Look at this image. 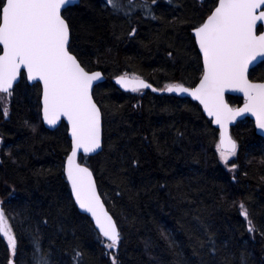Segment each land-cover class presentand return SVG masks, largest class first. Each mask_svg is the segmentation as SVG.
<instances>
[{"label":"trees","instance_id":"16d2710c","mask_svg":"<svg viewBox=\"0 0 264 264\" xmlns=\"http://www.w3.org/2000/svg\"><path fill=\"white\" fill-rule=\"evenodd\" d=\"M215 2L156 0L155 19L139 9L131 17L114 15L105 0H81L67 13L78 58L106 77L94 89L103 112V151L81 162L93 171L121 230L120 247L112 250L119 264H264V138L253 122L231 131L239 145L233 170L232 161L225 166L220 160L219 131L198 103L152 91L124 93L112 83L126 74L157 89L195 86L203 66L192 27ZM250 79L264 82V62ZM41 98V85L30 86L23 74L9 115L0 112V201L18 240L12 257L0 236V264H35L37 242L51 264H112L71 194L64 172L68 126H43ZM239 202L256 233L247 231ZM77 249L82 255L74 259Z\"/></svg>","mask_w":264,"mask_h":264},{"label":"snow or ice","instance_id":"6c2138e0","mask_svg":"<svg viewBox=\"0 0 264 264\" xmlns=\"http://www.w3.org/2000/svg\"><path fill=\"white\" fill-rule=\"evenodd\" d=\"M77 3L78 0H0V112L4 117L9 115L14 86L22 69L26 70L27 80L42 82L43 122L55 126L63 118L70 126L71 150L64 172L75 202L91 214L112 264H119L112 250L120 247L121 230L104 208L93 171L79 158L81 153L87 155L102 149L104 121L102 106L97 103L93 89L102 74L91 70L74 51L73 28L67 13ZM105 3L114 15L131 17L139 9L156 18L151 7L156 0H105ZM192 32L202 54L203 71L198 85L172 83L159 90L187 93L204 106L219 126L216 147L220 160L225 166L232 161L234 170L237 165L233 158L239 145L231 136L229 125L237 117L250 113L256 126L264 130V82L248 78L252 62L264 58V0H216L206 18L192 27ZM135 34L133 28L129 36ZM116 82L133 92L158 90L138 76L129 80L125 74ZM228 91L243 93V107L228 103L225 99ZM233 206H237L236 202ZM238 209L247 222V231L256 233L244 202L238 203ZM0 236L6 239L11 256L15 257L18 240L3 201H0ZM208 239L214 250L211 234ZM200 246L204 244L201 242ZM81 255L78 249L74 250V259ZM33 256L35 264H51L38 242Z\"/></svg>","mask_w":264,"mask_h":264},{"label":"water","instance_id":"95a60500","mask_svg":"<svg viewBox=\"0 0 264 264\" xmlns=\"http://www.w3.org/2000/svg\"><path fill=\"white\" fill-rule=\"evenodd\" d=\"M80 2H81V0H78V3L75 4V5H73L72 7L77 6V5H80ZM197 46H198V45H197ZM200 55H201V58H202V54H201V53H200ZM263 62H264V58H261V57H258L256 60H254V61L252 62V64L249 66V70H248V78H249V79H250V76H249V75H250L251 71H252L253 69H255L258 65H260L261 63H263ZM99 72H101V71H99ZM22 74H25V76H26V70H23V69H22V71H21V75H22ZM101 74H102V79L99 80V81H97V82H95V84L93 85V89H95V87L98 86L99 84H102V83H104V82L106 81V77L103 75L102 72H101ZM117 78H118V77H117ZM117 78L113 79L112 82H113V84H114L119 90H121V91L124 92V93H134L133 91L130 90V88H129V89H126V88H124L123 86H121L120 84H118V83L116 82V81H117ZM127 78H128L129 80L132 79V77H127ZM26 79H27V76H26ZM250 80H251V79H250ZM27 81H28V83H29L30 86H33V85H35V84H39V85H41V87L43 88L42 82L29 81V80H27ZM251 81H252V80H251ZM20 82H21V77L19 78L17 84L14 86V89L16 88L17 85H19ZM146 82H147V81H146ZM253 82H256V81H253ZM198 83H199V82H198ZM198 83H197L196 85H198ZM196 85H195V86H196ZM186 87H187V86H186ZM153 88H155V87H153ZM141 91H152V89H142ZM152 92H154L155 94H159V95H163V94H171V95H175V96H179V97H184V98H188V99H190V100L193 101V102L198 103V104L201 106V108H202V110H203L205 116H206L209 120L212 121L213 126L219 131V126L216 125V124L214 123V121L212 120V118L208 116L207 112L204 110V106H203L198 100H196L194 97H192L191 95H189V94H187V93H170V92H167V91H160V90L152 91ZM228 97H232V98H233V97H234V98H241V99L244 101V95H243V93L238 92V91H228V92H226V93H225V99L227 100ZM227 101H228V100H227ZM42 102H43V97L41 98V105H42ZM228 103H229V102H228ZM229 104H230V103H229ZM243 105H244V103H243L241 106H239V107H243ZM41 114H42V111H41ZM246 120H250V121H252V122L254 123V127H255L256 134L259 135L260 137L264 138V130L259 129V128L256 126V123H255V117L252 116L250 113H249V114H245L244 116H241V117H237V119H236L231 125H229V131H230V134H231V130H232L234 127H236L240 122H243V121H246ZM42 123H43V126H44L47 130H49V131H55V130L58 129L63 123L66 124V125L68 126V129H69V131H68V136H69V139H70V141H71L70 126L68 125V122H67L66 119H63V118H62L61 121H60L57 125H55V126H50V125H48L47 123L43 122V119H42ZM231 136H232V134H231ZM233 139H234V138H233ZM103 146H104V137H103V141H102V149H98L96 153H91V154H87V155L81 153L79 158H81V157H94V156L98 155L99 153H101V152L103 151ZM65 164H66V162H65ZM65 175H66V174H65ZM93 176H94V174H93ZM94 179H95V176H94ZM95 180H96V179H95ZM68 183H69V182H68ZM96 184H97V183H96ZM69 186H70V189H71V185H70V183H69ZM97 191H98V193H99V195H100V192H99L98 186H97ZM71 193H72V191H71ZM72 197H73L74 202H75V197H74L73 194H72ZM100 198H101V201H102L103 204H104V208L108 211L109 215H111L110 212H109V210H108V208H107V206H106V204H105V202H104V200H103V198L101 197V195H100ZM75 204H76V206H77L79 212H80L81 214H83V215L89 217V218L91 219V221L93 222L94 226H95V221H94V219L91 217V214H90V213H86V212H84L82 209H80V208H79V205H78L76 202H75ZM111 216H112V215H111ZM112 217H113V216H112ZM113 219H114V218H113ZM114 220H115V219H114ZM95 228H96V226H95ZM96 230H97V232H98V229H97V228H96Z\"/></svg>","mask_w":264,"mask_h":264},{"label":"bare ground","instance_id":"6f19581e","mask_svg":"<svg viewBox=\"0 0 264 264\" xmlns=\"http://www.w3.org/2000/svg\"><path fill=\"white\" fill-rule=\"evenodd\" d=\"M23 75V74H22ZM22 75H21V79H22ZM25 75V74H24ZM127 77H132V76H127ZM26 78V77H25ZM117 78V77H116ZM133 78V77H132ZM113 79H115V78H113ZM112 79V80H113ZM26 81H27V79H26ZM28 82V81H27ZM113 83V82H112ZM29 84V83H28ZM157 89V88H156ZM159 90V89H158ZM139 92H144V91H139ZM154 93V92H153ZM157 95H159V94H157ZM71 190V189H70ZM72 194V193H71ZM101 195V194H100ZM102 197V196H101ZM74 200V199H73Z\"/></svg>","mask_w":264,"mask_h":264}]
</instances>
